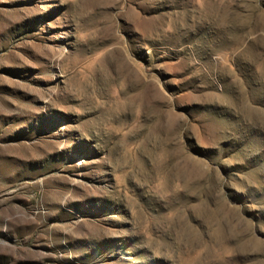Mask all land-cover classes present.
I'll return each instance as SVG.
<instances>
[{
  "label": "rangeland",
  "instance_id": "374dc122",
  "mask_svg": "<svg viewBox=\"0 0 264 264\" xmlns=\"http://www.w3.org/2000/svg\"><path fill=\"white\" fill-rule=\"evenodd\" d=\"M0 264H264V0H0Z\"/></svg>",
  "mask_w": 264,
  "mask_h": 264
}]
</instances>
